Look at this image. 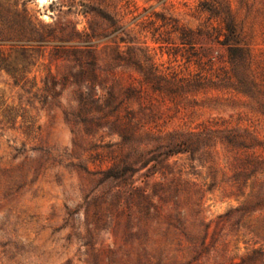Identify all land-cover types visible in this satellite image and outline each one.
Here are the masks:
<instances>
[{"label":"rangeland","instance_id":"rangeland-1","mask_svg":"<svg viewBox=\"0 0 264 264\" xmlns=\"http://www.w3.org/2000/svg\"><path fill=\"white\" fill-rule=\"evenodd\" d=\"M0 3L41 45L0 63V264H264V92L186 44L263 58L264 0Z\"/></svg>","mask_w":264,"mask_h":264},{"label":"trees","instance_id":"trees-1","mask_svg":"<svg viewBox=\"0 0 264 264\" xmlns=\"http://www.w3.org/2000/svg\"><path fill=\"white\" fill-rule=\"evenodd\" d=\"M0 3V63L8 62V53L11 52H29L33 53L39 48V40L28 29V22L24 19L22 12L13 5ZM222 26L218 29L210 28L205 25L197 31H187L188 37V62L207 68L216 81L225 80L234 85V91L238 94L248 97H255L254 93L243 88V82L251 86L256 94L264 92V57L257 58L251 56L245 46L240 45L231 23L222 21ZM244 72L243 75L238 69ZM223 69V70H222ZM217 71L223 72V76L217 74ZM238 72V73H237ZM207 74V73H206ZM205 74V75H206ZM197 82L202 75H196ZM207 76V75H206ZM192 83L194 80H187ZM208 81V80H207ZM210 82V81H209ZM264 100V97H262ZM264 116V114H262ZM235 129H213L203 126L198 134L215 133L219 131L234 132ZM188 134H192L190 132ZM197 134V135H198ZM182 144V143H181ZM264 152V149H261Z\"/></svg>","mask_w":264,"mask_h":264},{"label":"bare ground","instance_id":"bare-ground-1","mask_svg":"<svg viewBox=\"0 0 264 264\" xmlns=\"http://www.w3.org/2000/svg\"><path fill=\"white\" fill-rule=\"evenodd\" d=\"M43 1V0H42Z\"/></svg>","mask_w":264,"mask_h":264}]
</instances>
